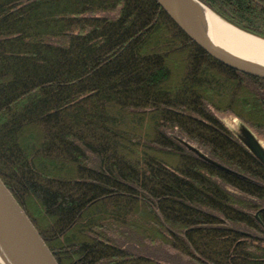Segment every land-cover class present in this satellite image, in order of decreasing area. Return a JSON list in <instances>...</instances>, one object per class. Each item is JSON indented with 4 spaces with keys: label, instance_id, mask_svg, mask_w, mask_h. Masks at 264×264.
<instances>
[{
    "label": "trees",
    "instance_id": "obj_1",
    "mask_svg": "<svg viewBox=\"0 0 264 264\" xmlns=\"http://www.w3.org/2000/svg\"><path fill=\"white\" fill-rule=\"evenodd\" d=\"M199 1L264 39V0ZM217 111L264 136V79L155 0H0V179L59 264H264V162Z\"/></svg>",
    "mask_w": 264,
    "mask_h": 264
},
{
    "label": "water",
    "instance_id": "obj_2",
    "mask_svg": "<svg viewBox=\"0 0 264 264\" xmlns=\"http://www.w3.org/2000/svg\"><path fill=\"white\" fill-rule=\"evenodd\" d=\"M176 25L199 47L224 65L243 73L264 79V68L240 63L238 58L213 49L205 39L191 27V23L178 17V7L170 0H155ZM189 13L195 15L194 5L189 4ZM222 19V18H221ZM226 22V21H225ZM234 29L245 32L228 22ZM236 58V59H235ZM238 60V61H237ZM261 160V159H260ZM262 161V160H261ZM264 162V161H262ZM0 263L2 264H59L21 205L0 179Z\"/></svg>",
    "mask_w": 264,
    "mask_h": 264
},
{
    "label": "bare ground",
    "instance_id": "obj_3",
    "mask_svg": "<svg viewBox=\"0 0 264 264\" xmlns=\"http://www.w3.org/2000/svg\"><path fill=\"white\" fill-rule=\"evenodd\" d=\"M170 2L178 7V17L191 23L193 30L213 49L238 58L240 63L264 68V41L234 29L198 0ZM190 3L194 5L195 15L189 13Z\"/></svg>",
    "mask_w": 264,
    "mask_h": 264
},
{
    "label": "rangeland",
    "instance_id": "obj_4",
    "mask_svg": "<svg viewBox=\"0 0 264 264\" xmlns=\"http://www.w3.org/2000/svg\"><path fill=\"white\" fill-rule=\"evenodd\" d=\"M216 114L218 115L220 120H222L224 122V124L236 135V137L253 154H255L259 159L264 161V136L262 134L257 133L254 129H252L251 127L246 125L242 120H240L238 117L234 116L233 114H231L229 112H219V111H217ZM188 145H189V147H191L193 150H195L201 156H203L205 158H208L205 154H203L196 147H194V146H192L190 144H188Z\"/></svg>",
    "mask_w": 264,
    "mask_h": 264
}]
</instances>
